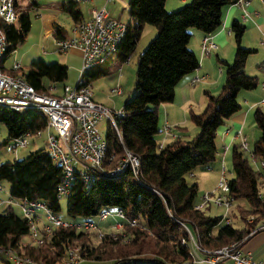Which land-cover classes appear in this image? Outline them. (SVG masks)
Listing matches in <instances>:
<instances>
[{"label":"trees","instance_id":"16d2710c","mask_svg":"<svg viewBox=\"0 0 264 264\" xmlns=\"http://www.w3.org/2000/svg\"><path fill=\"white\" fill-rule=\"evenodd\" d=\"M33 0L32 8H38ZM167 0H128L127 34L119 45L116 55L120 62H126L134 53L145 25L156 28L157 35L139 55L136 69L134 94L123 105V116L117 118L122 140L108 125L105 137L108 155L121 158L129 150L140 158L139 174L130 170L117 177L100 175L89 190L79 179L67 197L69 223L94 220L103 210H121L125 215L120 220L122 231L94 235L95 232H79L74 227H60L53 231L44 246L22 238L30 234V221L15 213L8 205L0 213V247L13 250L18 256L44 264H61L66 260L68 248L79 244L80 254L86 261H112L113 264H193L190 245L184 225L193 229L198 244L208 251L230 243H243L264 219V200L260 197L264 186V172L256 171L244 155L242 143L232 147V168L234 178L228 181L229 195L234 203L244 201L247 209L241 215L252 216L249 222L242 216L244 227L235 228L225 224L223 217L211 218L203 210H196L198 184H189L187 176L196 169H208L216 160L218 130L237 114L241 106L238 94L243 90H254L259 86L257 77L245 72L247 59L257 52L242 46L247 27L235 20L231 33L235 40L233 62L218 60L224 69L226 80L218 96L208 95V104L201 114L191 113V120L199 129L189 141L176 140L166 146L158 143V108L174 100L178 83L187 75L197 71L200 63L189 48L191 30L206 35L215 33L222 26L225 7L248 0H191L178 10H166ZM76 0L64 2V11L73 24L85 20ZM17 20L13 24L0 23L6 35L5 61L23 42L31 27L29 12L21 10L14 1ZM19 24V30L16 28ZM55 39L64 38L63 29L54 27ZM12 75L17 72L2 67ZM25 79L40 93H49L45 80L56 83L67 78L68 68L59 63L37 61L30 65ZM107 74L106 69L86 75L87 84ZM152 106L151 109L148 107ZM254 119L261 131L251 152L254 160L264 163V111L256 109ZM0 124L7 130V139L22 138L27 133L35 134L47 129L48 120L41 112L26 110L15 112L0 107ZM61 168L49 156L46 148L31 153L22 160L0 163V184L11 183V201L44 203L54 215L61 212L58 186L62 182ZM262 179V180H261ZM238 208L240 206H237ZM251 217V218H252ZM80 219V221H78ZM38 221V220H37ZM136 221L135 225L130 222ZM224 222V224H223ZM39 223V222H37ZM152 235L156 251L153 256L142 257L136 248L144 238ZM94 237L99 243L94 244ZM127 241H129L127 243ZM133 248L126 251L127 248ZM125 250H124V249ZM0 264H13L0 257Z\"/></svg>","mask_w":264,"mask_h":264},{"label":"built area","instance_id":"2783aa9c","mask_svg":"<svg viewBox=\"0 0 264 264\" xmlns=\"http://www.w3.org/2000/svg\"><path fill=\"white\" fill-rule=\"evenodd\" d=\"M15 0H0V23L13 24L17 20L14 7ZM80 4L92 3L95 0H76ZM106 3L113 0H105ZM239 3L247 4V1ZM89 18L73 25L68 38L55 39V45L61 52H68L74 48L82 53V69L80 79L75 88L64 87L62 94H56V86L49 88V93L38 92L23 76L22 66L14 62L11 71H18L12 75L2 67L5 62L7 50L6 35L0 28V107L11 109L15 112L36 110L46 116L48 120L47 129L53 130L46 137V150L52 161L62 171V182L58 186V196L68 197L72 188L80 179L89 190L100 175L117 177L130 170L134 175L139 174L140 158L129 150H125L121 158L115 154L108 155V144L100 134L97 126L106 119L108 125L116 132L120 140L122 135L117 127V118L123 116V110L114 112L105 108L102 104L94 101L91 86L86 82V75L94 71L98 66L107 62L112 54H115L119 45L127 34V24L119 19L113 18L110 12L104 7L102 9L91 8ZM49 31L48 34H53ZM216 46L207 36L202 43L203 54L210 56ZM264 71V67H262ZM199 78H194L191 83L196 84ZM264 88V82L262 83ZM115 96H122L123 91L118 88L113 91ZM164 133L172 135L169 127H164ZM43 131L35 134L27 133L22 138L13 140L14 144L9 145L11 151L18 148H26L30 145V137H41ZM246 147V144H244ZM243 145V146H244ZM162 147V146H161ZM264 169V163L261 162ZM222 180L220 182L219 194L206 195L203 203H198L195 209L200 211L211 203L217 206H225L226 216L223 218L225 224H231L228 211L234 204L233 198L229 195V184L225 176V168L221 170ZM264 200V196L260 194ZM11 204V203H9ZM23 214L30 221L29 240L35 245L44 246L51 237L53 231L60 227H74L79 232H91L97 229L93 220H84L76 223L54 215L52 211L40 202H20ZM115 216L124 220L125 215L121 210H115ZM44 215L47 223L40 226L41 218ZM112 216V210H103L97 217L98 221H104ZM38 220V221H37ZM253 218L249 220L252 222ZM39 222V223H37ZM136 221L130 222L135 225ZM187 232L188 240L183 239V244L190 245L193 253V264H257L242 251V243H230L219 249L208 251L199 246L195 234L189 228L183 226ZM114 229L122 228L121 224L113 226ZM264 228L263 223L254 229ZM250 234V235H251ZM104 234H101L102 236ZM198 252L203 253L199 256ZM5 257L13 264H43L37 263L29 258H20L13 250L0 247V257ZM82 256L80 247L70 246L66 260L63 264H80Z\"/></svg>","mask_w":264,"mask_h":264},{"label":"rangeland","instance_id":"374dc122","mask_svg":"<svg viewBox=\"0 0 264 264\" xmlns=\"http://www.w3.org/2000/svg\"><path fill=\"white\" fill-rule=\"evenodd\" d=\"M19 4V8L21 10H25L29 12L31 18V27L25 38V40L19 43L16 48L11 52L9 57L4 62L6 68L12 67L14 62L20 63L22 66V70L24 72H28L30 65L37 61H44L46 63H59L67 66L68 75L67 78L63 81H59L56 83H51V81L45 80V84L51 88L56 86V94H62L64 87H72L75 88L78 84L81 75L82 69V53L79 49H72L68 52H61L55 45V38L53 34L49 35L48 32L52 31V29L56 26L63 29L65 34L64 38H68L70 36L71 29L73 27V21L69 17L68 13L64 11V2L67 0H36L35 3L38 4V8H32L33 0H16ZM174 2V6H177L180 0H170ZM178 2V3H177ZM191 2V1H188ZM128 0H113L108 3L107 10L116 17L120 16L121 21L127 23L128 21ZM182 6V5H181ZM88 4H80L79 8L83 11L85 17L89 14ZM89 8V9H88ZM177 8V9H176ZM181 7H175V10H178ZM173 9V11H175ZM172 12V11H169ZM264 13V11H263ZM112 14V15H113ZM264 18V15H263ZM247 29L242 38V46L245 48H251L257 50L256 53L251 54L246 62L245 72L249 76L257 77L259 81L258 88L254 90H243L238 94V102L241 106V112L246 113V117L243 123V136H246L248 139V144L244 145L243 143V152L245 157H247L251 163V166L259 172H264V169L261 167L260 160H254L252 158L251 152L253 151L255 142L261 137V131L257 127L254 114L256 109L260 108L264 111V90L261 87L264 82V71L262 67H264V20L260 23H255V25H251L250 23L246 24ZM16 28L19 30L20 26L16 23ZM193 30V29H192ZM196 31V30H195ZM157 30L155 27L151 25H145L140 40L137 44V47L134 53L131 55L128 61L120 62L117 59L116 54H112L106 63L98 66L93 72L101 69H106L107 74L105 76L99 77L91 82V90L94 95V98L97 103L102 104L105 108L110 111L118 112L121 111L124 105V102L128 97H132L134 94V86L136 81V69L139 55L147 48L149 43L156 37ZM233 43H234V51L231 59L227 60L228 62H233L235 58V40L232 35ZM194 37L191 38L190 43H193ZM212 65L216 68L219 73V69L222 68L220 62L217 60L216 53L212 56ZM224 70V69H223ZM17 72V71H14ZM224 73V82L226 80L225 72ZM263 81V82H262ZM201 83V80L200 82ZM196 84V86H199ZM223 87V85H221ZM121 88L123 91L122 96H115L113 93L114 90ZM204 90H200L194 96V103L191 107H188L187 110L183 111L177 108L179 111L177 113L180 121L178 124H170L165 125L170 128L171 134L177 139L181 138L183 141H189L196 136L199 132V129L194 125L191 120V113L201 114L204 112L206 106L203 107V103L199 101V97L201 95L205 100L208 101V97H205ZM222 89L216 91L212 96H218ZM250 93V95H256L259 98V103L253 105V100L248 98L246 95ZM207 98V99H206ZM248 100V101H247ZM208 104V102H207ZM160 107V106H159ZM149 109L152 106L148 107ZM191 110V111H190ZM159 115V112H158ZM164 123L161 121L158 124L159 130L164 133ZM100 134L103 138L106 137L108 131V123L107 120H102L97 126ZM222 128V127H221ZM49 132H53V130H44L43 135L41 137H30V145L26 148H18L17 151H11L9 149V145L14 144L13 140H10L6 145H2L3 142L7 139V130L4 125L0 124V163L4 162H12L15 160H22L28 157L31 153L36 152L40 149L46 148V144L44 143L45 138L47 137ZM181 132V135L179 134ZM183 132V133H182ZM161 133L157 135V140L159 141ZM178 136V137H177ZM243 141L237 142L236 144L242 143ZM235 144V145H236ZM224 163H219V168L209 172L208 174L201 173L197 169L193 172V176H187V182L189 184H193L197 182L198 184V197L197 200L199 203H203V198L206 195H214L217 196L219 194L220 182L222 180L221 170L222 167L225 168L227 180H231L234 178L233 168H232V149L226 151V158H224ZM221 168V169H220ZM262 180V179H261ZM1 186L4 187V192H0V201L9 199V190L11 183L8 181H3ZM11 205L14 208V211L19 216H24L23 209L20 207V203L18 201H11ZM240 203L241 208L237 207ZM239 203H234L231 209L228 211V215L231 218V224L235 228L244 227V222L240 219L241 211L246 210L247 206L244 201H240ZM61 204V212L59 213V218L70 220L67 216V198H60ZM5 206H0V213L3 212L6 208ZM208 207V206H207ZM204 208V213L211 218L225 217L226 216V208L225 206H217L213 203L210 204L209 208ZM115 209H112V216H109L104 221H98V218H94V222L97 224V229L91 231L95 232L96 235H101L105 233H117L122 231V229H114L112 226H115V221L113 219H117L115 216ZM243 217V216H242ZM252 216H245L244 219L251 220ZM80 221V219L78 220ZM115 222V223H114ZM121 222V221H120ZM261 223V222H260ZM260 223L256 226L258 227ZM224 224V222H223ZM255 227V228H256ZM252 231H254V229ZM190 231L194 233V231ZM94 244L99 243V237H94ZM29 236H25L22 238V243H28ZM129 241H127L128 243ZM79 247V244L75 245ZM200 246V245H199ZM124 249V248H123ZM134 251L133 248H127L126 251L129 250ZM125 250V249H124ZM206 250V249H205ZM136 251L140 252V256L142 257H150L156 251L155 239L152 235H148L147 238H144L141 242H139ZM199 256H203V253L198 252ZM20 258H28V257H20ZM30 259V258H29ZM83 259V258H82ZM84 260V259H83ZM39 263V262H37ZM62 262L61 264H63ZM44 264V263H43ZM80 264H113L112 261H89L84 260Z\"/></svg>","mask_w":264,"mask_h":264},{"label":"crops","instance_id":"0c3cea01","mask_svg":"<svg viewBox=\"0 0 264 264\" xmlns=\"http://www.w3.org/2000/svg\"><path fill=\"white\" fill-rule=\"evenodd\" d=\"M188 1H191V0H180L179 3L177 2L178 3L177 6H174V2L167 0L165 8L167 11H173L175 7H182L183 5L189 3ZM107 4L108 3H106L105 0H95L92 3H88V6H90L89 7L90 9L91 8L102 9L104 7L107 9L108 8ZM263 11H264V0H248L247 4L239 3V4L225 7L223 10L222 26L215 33L206 35L199 30H196V29L191 30V34H192V37H194V41L193 43H189V48L197 56L199 63H200V68L197 71L185 76L178 83L175 89V96H174L173 102L160 105V107L158 108V112H159L158 124L160 122V116H161V121H163L164 123L163 125L164 127L165 125H170V124L172 125L173 123L178 124L180 119L177 115L179 111L177 108L181 109L183 112L187 110L188 107H191L194 103V96L198 92L200 96V90L205 89L204 90L205 97L206 96L208 97L209 94L210 95L214 94L216 91H219L220 89H222L221 85H224L225 83L224 73H223L224 70L220 68L219 73H218L216 68L213 66L214 64L212 65L211 62H212L213 54L216 53L217 60L227 61L231 59L233 56V51H234V43H233L232 33H231V27H232L233 22L235 20H238L241 23H243L245 26L247 23L248 24L250 23L251 25H255V23H260L264 20ZM110 14L113 18L119 19L121 21L120 16L116 17L115 14H113V12ZM89 16L90 14L87 17L84 16V18L88 19ZM129 21H130V17L128 16L127 23ZM52 30L54 31V28ZM207 36L210 38V41L213 42L216 46V49L211 51L210 56L204 55L203 50H202L203 40ZM224 58L227 60H225ZM194 78H199L201 80V83H199L200 81L198 82L200 84L199 86H196V84L198 85V83L196 84L191 83V81ZM246 96L248 98H251L254 101L253 105H256L259 103V98L256 97V95H253V94L250 95V93H247ZM93 99L96 102L94 95H93ZM199 101L203 103V107L207 106L208 101L205 100L202 95L201 97H199ZM245 117H246V113H242L240 110L237 114L233 115L230 119H228L225 122V124L222 126V128L218 130L217 138H216L218 154H217L216 160L210 168L204 169V170L197 169L198 171L204 174H208L209 172H212L213 170L218 169L219 163L221 166V164L224 163L225 161L224 158H226V151L231 150L232 147L237 142H239V140L243 141L242 145L243 143L246 145L248 144L247 137L243 136V133H242ZM160 133H161V136H160L158 143L161 146H166L176 140H179V138L176 139L173 135H167L163 133L162 131ZM179 134L181 135V132ZM44 143L46 144V138H45ZM193 175L194 174L192 173L191 176ZM0 192L1 193L4 192V187L1 186V184H0ZM260 194L264 196V186L262 187ZM9 196H10V190H9ZM10 202H11L10 197L9 199L7 198L5 200H1L0 206H5V204L11 205L9 204ZM209 206L207 208H209ZM20 207H21V204H20ZM39 216L41 218L40 226H42L44 223H47L44 215L40 214ZM112 221L116 222V223L114 222L115 226L118 225V223H120L119 219H113ZM263 221L264 219L261 221L260 225L263 223ZM241 248H242L243 253L248 255L252 261H254L257 264H264V228L262 229L258 228L255 233L251 234L245 240Z\"/></svg>","mask_w":264,"mask_h":264}]
</instances>
